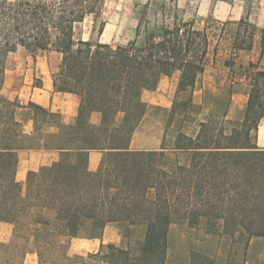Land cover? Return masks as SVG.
I'll use <instances>...</instances> for the list:
<instances>
[{
	"label": "trees",
	"instance_id": "obj_1",
	"mask_svg": "<svg viewBox=\"0 0 264 264\" xmlns=\"http://www.w3.org/2000/svg\"><path fill=\"white\" fill-rule=\"evenodd\" d=\"M104 5L0 0V221L14 225L10 243H0V264H26L32 241L38 264H220L198 251L171 262L169 230L176 221L226 237L246 252L253 239L264 238V147L257 143L264 68L238 60L264 30L246 16L188 19L177 0H148L136 7L134 39L112 46L94 38L104 32ZM90 17L94 28L85 39L77 30ZM20 48L60 56L53 83L56 91L81 98L74 124L33 102L1 95L7 59ZM223 51L234 79L218 100L221 111L200 121L193 136L179 132L170 145L132 150L150 107L143 92L177 75L170 125L179 115L190 117L198 80ZM238 86L247 104L243 120L233 122L227 115ZM95 112L101 114L98 125L91 122ZM28 119L34 125L30 136L23 131ZM25 149L57 151L59 159L29 172L23 185L16 176ZM93 151L102 153L96 171L88 169ZM109 224L122 228L123 237L144 229L139 249L109 243L86 257L69 255L71 239H101ZM232 251L221 264H246Z\"/></svg>",
	"mask_w": 264,
	"mask_h": 264
},
{
	"label": "rangeland",
	"instance_id": "obj_2",
	"mask_svg": "<svg viewBox=\"0 0 264 264\" xmlns=\"http://www.w3.org/2000/svg\"><path fill=\"white\" fill-rule=\"evenodd\" d=\"M148 0H105L102 19L105 22L104 32L101 36L94 35L102 43L112 46L125 45L135 37L137 18L136 7L142 6ZM179 6L186 10L188 19L213 16L220 21L239 20L241 17H249L250 21L260 30H264V0H177ZM94 28L92 17L78 27L77 34L89 39ZM264 34L259 33L255 46L251 52H243L238 64L248 65L249 62H260L264 68ZM36 57L44 64V69L54 73L60 63V56L53 53H40L36 56L23 48L11 54L5 65V77L7 82H15L14 76L19 72H32L36 70ZM227 52H220L212 56L205 73L199 78L195 94V109L191 116H177L170 125V113L177 89V75L172 78H162L159 86L154 91H145L143 100L150 106L148 112L136 130L133 137V148L139 150H156L166 142L170 145L179 132L195 135L199 130V122L208 119L212 114L221 111L219 98L224 96L231 81L234 79L232 69L227 65ZM40 64V63H39ZM41 68V66L39 65ZM238 67V66H237ZM19 85H29L24 76L19 75ZM38 84L37 82H35ZM247 104V96L244 87L238 86L232 95V101L228 108L229 121L241 122ZM257 143L264 147V121L257 132ZM122 236V231L120 232ZM129 237H123L126 248L138 250L144 239V229L135 228L128 233ZM109 242L111 239L107 238ZM169 260L181 263L193 251L208 254L221 259L228 258L232 250L238 251L237 259L246 264H264V238L253 239L246 252L232 248L231 240L226 237L212 238L206 234L204 228H191L187 221H176L169 230ZM233 252V251H232ZM87 256V255H86ZM84 256V257H86ZM232 258H234L232 256ZM28 264L36 263L34 256L28 257ZM219 263L221 264V262Z\"/></svg>",
	"mask_w": 264,
	"mask_h": 264
},
{
	"label": "crops",
	"instance_id": "obj_3",
	"mask_svg": "<svg viewBox=\"0 0 264 264\" xmlns=\"http://www.w3.org/2000/svg\"><path fill=\"white\" fill-rule=\"evenodd\" d=\"M38 59L39 57H36L35 59L37 65L36 70L32 72H18L14 76L16 79L15 82L13 80L11 82H7L5 77L4 85L1 89V95L11 100L18 99L24 105L28 104L29 102H33L44 108L50 109L53 112L59 113L62 123L66 125L74 124L77 120L81 98L73 93H63L56 91L53 83V73L45 70L44 64L39 62ZM21 74L24 76L25 80H28L27 83H29V85H19L18 87H14L16 83H20L19 75ZM100 121V113L95 112L91 115V122L93 124L98 125ZM33 127L34 125L31 119L25 120L23 126L24 134L27 136L32 135ZM132 145L133 140L131 143V149L139 151V149H134ZM19 158L20 163L16 177L21 184L25 185L29 172H37L40 170V168L51 165L59 159V153L52 150L25 149L19 151ZM101 159V152H91L88 156V169L90 171H96L100 165ZM121 231L122 228H120L117 224H109L106 227L104 235L101 239L73 238L70 241L69 255L86 256L89 253L98 252L102 244L106 245L109 243L126 248L127 244L123 241L122 236L120 235ZM13 234L14 225L0 221V243L7 246L12 240ZM107 238L111 239V242H109ZM29 247L30 250L28 251V255L26 257V264H28L27 260L31 255L37 259L36 263L34 264H38L35 243L33 241L30 242Z\"/></svg>",
	"mask_w": 264,
	"mask_h": 264
}]
</instances>
